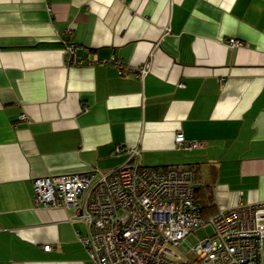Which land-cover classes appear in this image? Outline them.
Masks as SVG:
<instances>
[{
    "label": "crops",
    "instance_id": "1",
    "mask_svg": "<svg viewBox=\"0 0 264 264\" xmlns=\"http://www.w3.org/2000/svg\"><path fill=\"white\" fill-rule=\"evenodd\" d=\"M137 161L194 166L217 212L264 201V0H0V264H96L31 182Z\"/></svg>",
    "mask_w": 264,
    "mask_h": 264
},
{
    "label": "built area",
    "instance_id": "2",
    "mask_svg": "<svg viewBox=\"0 0 264 264\" xmlns=\"http://www.w3.org/2000/svg\"><path fill=\"white\" fill-rule=\"evenodd\" d=\"M229 44L239 43L230 39ZM65 53L68 66L80 64L74 45H67ZM146 72L143 65L133 76L142 78ZM174 142L186 151L200 147L181 133ZM138 156L134 150L131 158ZM194 185L195 173L187 166L157 169L140 161L105 173L91 170L31 182L36 207L75 209L68 220L85 226L79 241L96 264H264V201L218 211L207 222L213 235L192 248L185 244L190 233L205 225L194 202ZM189 251L193 258L186 255Z\"/></svg>",
    "mask_w": 264,
    "mask_h": 264
},
{
    "label": "trees",
    "instance_id": "3",
    "mask_svg": "<svg viewBox=\"0 0 264 264\" xmlns=\"http://www.w3.org/2000/svg\"><path fill=\"white\" fill-rule=\"evenodd\" d=\"M189 167L191 170L195 171V167L194 166H190V165H184ZM196 174L195 173V180H196ZM198 187L194 185L193 187V196H194V202L197 205L199 212H200V216H201V220L203 221L204 224H207V222L214 217L218 212L215 210V206L213 203V200L211 198V196H208L206 193H201L200 189H197Z\"/></svg>",
    "mask_w": 264,
    "mask_h": 264
},
{
    "label": "rangeland",
    "instance_id": "4",
    "mask_svg": "<svg viewBox=\"0 0 264 264\" xmlns=\"http://www.w3.org/2000/svg\"><path fill=\"white\" fill-rule=\"evenodd\" d=\"M213 235V227L210 223L205 224L203 227L198 228L195 232L190 233L184 240L185 244L192 248L199 240L209 238ZM172 250L177 256H184V254L177 249L176 247H172ZM189 258H193V252L189 251L186 254Z\"/></svg>",
    "mask_w": 264,
    "mask_h": 264
}]
</instances>
